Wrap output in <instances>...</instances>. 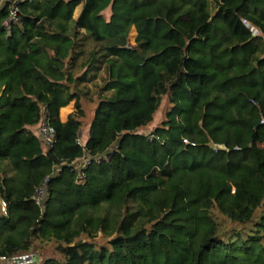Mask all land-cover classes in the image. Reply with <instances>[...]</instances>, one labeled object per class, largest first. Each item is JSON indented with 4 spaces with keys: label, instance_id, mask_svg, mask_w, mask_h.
<instances>
[{
    "label": "trees",
    "instance_id": "trees-1",
    "mask_svg": "<svg viewBox=\"0 0 264 264\" xmlns=\"http://www.w3.org/2000/svg\"><path fill=\"white\" fill-rule=\"evenodd\" d=\"M33 254L264 264V0H0V263Z\"/></svg>",
    "mask_w": 264,
    "mask_h": 264
},
{
    "label": "rangeland",
    "instance_id": "rangeland-1",
    "mask_svg": "<svg viewBox=\"0 0 264 264\" xmlns=\"http://www.w3.org/2000/svg\"><path fill=\"white\" fill-rule=\"evenodd\" d=\"M79 10H80V7H78V8L75 10V12H74V14H73V17H76V16H77ZM110 15H111V8H110V6H109V7H107V8L103 11V16H104L106 19H108V18L110 17ZM135 33H136V32H135L134 29H133V30L131 31V33H130L129 43H130L131 45H133V41H134V37H135ZM97 83H100V80H98ZM90 86H92V85H90ZM166 106H167V104H166V100H165V101H163V102L161 103L160 110L157 112L154 121H153L149 126H147L146 128L142 129V130L139 131V132H140V133H143V134H145V135H146V134H149V133L151 132V130H152L155 126H157V125L161 122V120L163 119L164 111H165ZM93 107H94V104H92V103H90L89 105L85 106L86 115L88 116V117L85 119V121H84L85 124H89V120H90V118L92 117ZM73 110H74L73 102H70L68 105H66L65 107H62V108L60 109L59 117H60L62 120H64V119H66L67 115H68L70 112H72ZM80 137H81V138H80L81 141H83V140L86 139V137H87V129H86V126H85V128H84L82 131H80ZM0 264H1V263H0ZM2 264H10V263L6 261V262H4V263H2Z\"/></svg>",
    "mask_w": 264,
    "mask_h": 264
},
{
    "label": "built area",
    "instance_id": "built-area-1",
    "mask_svg": "<svg viewBox=\"0 0 264 264\" xmlns=\"http://www.w3.org/2000/svg\"><path fill=\"white\" fill-rule=\"evenodd\" d=\"M245 24L249 26L247 22H245ZM250 30L253 35H256L258 33L255 28L250 27ZM38 135L45 148H49L52 146V143L55 138V130L45 118H43L39 124ZM44 189H45V182L42 183V185L35 191L34 200L36 204H40L44 195ZM1 204H2V210H4L5 203L1 202ZM1 259L3 261L9 262L10 264H29L30 262H32V255L18 256V257H13L11 259H7V258H1Z\"/></svg>",
    "mask_w": 264,
    "mask_h": 264
},
{
    "label": "water",
    "instance_id": "water-1",
    "mask_svg": "<svg viewBox=\"0 0 264 264\" xmlns=\"http://www.w3.org/2000/svg\"><path fill=\"white\" fill-rule=\"evenodd\" d=\"M37 260H38V256L33 254L32 255V262H30L29 264H34V262L37 261Z\"/></svg>",
    "mask_w": 264,
    "mask_h": 264
},
{
    "label": "crops",
    "instance_id": "crops-1",
    "mask_svg": "<svg viewBox=\"0 0 264 264\" xmlns=\"http://www.w3.org/2000/svg\"><path fill=\"white\" fill-rule=\"evenodd\" d=\"M59 112H60V110H59ZM59 118H60V117H59ZM60 120H61V121H65L66 119L62 120V119L60 118Z\"/></svg>",
    "mask_w": 264,
    "mask_h": 264
}]
</instances>
